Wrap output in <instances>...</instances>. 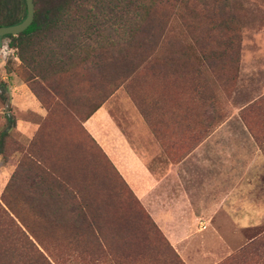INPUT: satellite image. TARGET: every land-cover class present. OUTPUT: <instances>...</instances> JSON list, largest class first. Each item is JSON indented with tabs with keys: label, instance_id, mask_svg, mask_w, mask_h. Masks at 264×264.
I'll list each match as a JSON object with an SVG mask.
<instances>
[{
	"label": "rangeland",
	"instance_id": "1",
	"mask_svg": "<svg viewBox=\"0 0 264 264\" xmlns=\"http://www.w3.org/2000/svg\"><path fill=\"white\" fill-rule=\"evenodd\" d=\"M93 2L73 6L66 27L34 44V59L0 37V208L49 264H264V0H157L131 46L120 35L131 8ZM225 18L237 37L223 53L216 32L192 40L182 27ZM48 56L85 60L67 69L72 61L53 67ZM100 99L156 176L180 162L193 215L183 246L170 245L82 126ZM42 176L49 224L22 203L45 195ZM4 232L18 231L0 212Z\"/></svg>",
	"mask_w": 264,
	"mask_h": 264
},
{
	"label": "trees",
	"instance_id": "2",
	"mask_svg": "<svg viewBox=\"0 0 264 264\" xmlns=\"http://www.w3.org/2000/svg\"><path fill=\"white\" fill-rule=\"evenodd\" d=\"M88 1L89 0H32L33 16L29 25L16 35L7 34L3 37H7L9 39L8 45L10 47H13L19 51V59H23L22 55L20 54V51L22 50L29 51V58L34 59V44L42 41V39L53 34L55 31H59L66 27L65 19L67 18L70 9L73 6L75 8H78ZM93 1V3L96 5H98V3H102L103 7H107L112 3V0ZM156 1L157 0H148V4H145V0H113V2L116 3V5H118L120 8L125 9L130 7L131 12L134 16V21L132 24L123 27L121 26L120 28V35L124 36L123 42H125L127 45H133L131 44V40L138 35L143 26L142 22L144 18L148 16L150 5L154 4ZM216 12H219L220 14L221 10L217 9ZM24 16L25 8L23 0H0V26L15 24L21 21ZM179 16L183 19L185 17H192L194 16V12L192 9L185 10L183 12H180ZM82 18V14H78V16L76 17L77 20H80ZM182 27L186 35L192 40H196L198 38H201L202 36L208 37L211 31L216 32L225 41V45L220 49L221 53L226 51V48H228V46H230V43L237 37V29L227 18H225L224 20L221 19L216 23L211 22L204 31L200 32H197L195 27L188 22H184ZM150 29L152 28L149 27L148 33H150ZM149 35L151 36L152 34ZM65 60L72 61L71 64H68L67 69H69L70 67L84 62L85 59L81 57L74 58L68 56V58H66ZM65 60H62V58L52 59V56H48L46 63L54 67L64 63ZM30 90L36 97V99L41 102V98L38 93L32 90V88H30ZM101 101L102 100L100 99L98 102L90 104L82 115L83 119H86L100 105ZM5 135V132H0V152L2 148L3 137ZM21 170H23L22 166L17 167L13 172L12 176L9 179V182H7L5 186L6 193H8L10 190L12 191V189L16 187V178H18V176L20 175ZM39 183L41 185L38 187H40V189L44 191L45 195H43L39 199H36L35 197L30 196L29 193L25 194L26 197L22 203L29 212H32L34 216L38 217V220L49 224L51 222L50 217L47 215V210L44 207L46 206V202L50 199L49 197H51L52 195L50 193L51 180L48 177L42 176ZM43 202L45 204L44 207H42ZM72 210L74 211L75 208L73 207ZM0 212L18 231L16 232V234L7 232H4L3 234L0 233V264H49L42 253L27 237L24 231L21 230L1 208ZM76 218L81 223H83L85 220L83 214L80 213H77ZM19 221L22 225H24V220L19 218Z\"/></svg>",
	"mask_w": 264,
	"mask_h": 264
},
{
	"label": "crops",
	"instance_id": "3",
	"mask_svg": "<svg viewBox=\"0 0 264 264\" xmlns=\"http://www.w3.org/2000/svg\"><path fill=\"white\" fill-rule=\"evenodd\" d=\"M28 102L36 111L41 110L34 100ZM82 126L143 204L170 245L183 246L192 233L193 215L184 208L186 192L178 189L184 173L180 162L163 164L164 172L156 176L152 161L146 164L145 158L127 140L104 105H99L83 119Z\"/></svg>",
	"mask_w": 264,
	"mask_h": 264
},
{
	"label": "water",
	"instance_id": "4",
	"mask_svg": "<svg viewBox=\"0 0 264 264\" xmlns=\"http://www.w3.org/2000/svg\"><path fill=\"white\" fill-rule=\"evenodd\" d=\"M23 1H24V8H25L24 18L15 24L7 25V26H0V37L7 35V34L16 35L17 33L24 30L31 22L32 16H33L32 0H23Z\"/></svg>",
	"mask_w": 264,
	"mask_h": 264
}]
</instances>
